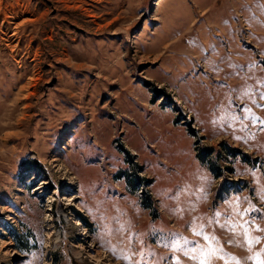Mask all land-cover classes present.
<instances>
[{
	"label": "rangeland",
	"instance_id": "obj_1",
	"mask_svg": "<svg viewBox=\"0 0 264 264\" xmlns=\"http://www.w3.org/2000/svg\"><path fill=\"white\" fill-rule=\"evenodd\" d=\"M0 264H264V0H0Z\"/></svg>",
	"mask_w": 264,
	"mask_h": 264
},
{
	"label": "crops",
	"instance_id": "obj_2",
	"mask_svg": "<svg viewBox=\"0 0 264 264\" xmlns=\"http://www.w3.org/2000/svg\"><path fill=\"white\" fill-rule=\"evenodd\" d=\"M210 7L209 4H206L204 7L201 8V12H204L205 10H207L208 8ZM197 18V14H195L192 19H191V22H194Z\"/></svg>",
	"mask_w": 264,
	"mask_h": 264
},
{
	"label": "bare ground",
	"instance_id": "obj_3",
	"mask_svg": "<svg viewBox=\"0 0 264 264\" xmlns=\"http://www.w3.org/2000/svg\"><path fill=\"white\" fill-rule=\"evenodd\" d=\"M76 220H78V221H76V223H82L80 218H76Z\"/></svg>",
	"mask_w": 264,
	"mask_h": 264
}]
</instances>
